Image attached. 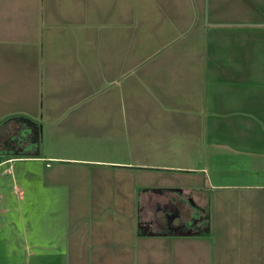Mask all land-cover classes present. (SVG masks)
<instances>
[{"label": "crops", "instance_id": "obj_1", "mask_svg": "<svg viewBox=\"0 0 264 264\" xmlns=\"http://www.w3.org/2000/svg\"><path fill=\"white\" fill-rule=\"evenodd\" d=\"M0 133V264H71L86 230L61 243L49 183L88 166L198 170L264 201V0H0Z\"/></svg>", "mask_w": 264, "mask_h": 264}, {"label": "rangeland", "instance_id": "obj_2", "mask_svg": "<svg viewBox=\"0 0 264 264\" xmlns=\"http://www.w3.org/2000/svg\"><path fill=\"white\" fill-rule=\"evenodd\" d=\"M90 50L87 46L77 54L89 56ZM43 163L35 164L41 166L35 173L40 183L46 171ZM19 167L20 162L11 166L13 176H18ZM98 168L101 172L96 177L92 175L93 167L88 166L73 171L66 179L56 178L49 183L55 197L60 190L54 205L63 206V212L54 218L53 232L61 237V243H67L69 238L61 236L64 226L70 231L83 227L86 230L79 236L82 229L73 235L74 241L81 243L80 247L66 246L71 264H264V201L259 199L256 190L227 185L224 180L213 181L227 186L212 187L198 170L187 173L175 168H136L123 172L109 166ZM10 176L8 173L9 191L13 190ZM17 183L22 187L20 180ZM36 183L35 187H41ZM188 183L201 188L188 194L209 215V232L196 236L137 237L138 212L142 218L148 217L151 206L160 200L158 194L150 195L145 189L181 188L180 184ZM41 192L40 197L44 195ZM39 221L45 229L42 220Z\"/></svg>", "mask_w": 264, "mask_h": 264}, {"label": "flooded vegetation", "instance_id": "obj_3", "mask_svg": "<svg viewBox=\"0 0 264 264\" xmlns=\"http://www.w3.org/2000/svg\"><path fill=\"white\" fill-rule=\"evenodd\" d=\"M11 131L8 138L13 142L9 143L16 147L21 140L13 133L15 129ZM2 136L3 134L0 133V138ZM146 190L151 192L150 195L158 194L160 200L151 206L152 212L148 213V217L142 218L138 212L137 235L175 237L204 235L209 232V215L206 216L202 206L194 202L188 192L172 186ZM140 208L139 202L138 210ZM185 211L188 212V215L185 214Z\"/></svg>", "mask_w": 264, "mask_h": 264}]
</instances>
